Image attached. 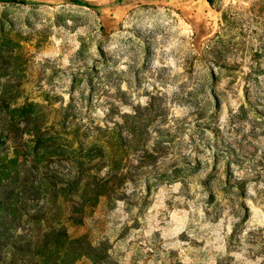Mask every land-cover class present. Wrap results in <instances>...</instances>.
I'll return each mask as SVG.
<instances>
[{
    "label": "rangeland",
    "instance_id": "374dc122",
    "mask_svg": "<svg viewBox=\"0 0 264 264\" xmlns=\"http://www.w3.org/2000/svg\"><path fill=\"white\" fill-rule=\"evenodd\" d=\"M27 1L0 3V96L53 139L19 159L110 181L62 220L96 249L75 264H264V0Z\"/></svg>",
    "mask_w": 264,
    "mask_h": 264
},
{
    "label": "trees",
    "instance_id": "16d2710c",
    "mask_svg": "<svg viewBox=\"0 0 264 264\" xmlns=\"http://www.w3.org/2000/svg\"><path fill=\"white\" fill-rule=\"evenodd\" d=\"M70 2L99 11L87 2ZM206 2L211 4V0ZM0 3L30 4L27 0H0ZM31 108L32 105L17 98L0 96V246L7 256L30 255L34 258L31 264H75L82 258H91L96 249L84 236L72 238L62 220L72 222V217L79 213L70 210L69 204L87 194L98 200L110 181L100 177V162L84 168L79 177L43 172L31 180L29 161L19 159L18 141L25 144L24 148L30 146L34 151L47 152L53 139L49 128L32 126L33 119L28 113ZM56 203L59 207L55 209ZM23 263L27 262L22 259Z\"/></svg>",
    "mask_w": 264,
    "mask_h": 264
},
{
    "label": "clouds",
    "instance_id": "9594fccd",
    "mask_svg": "<svg viewBox=\"0 0 264 264\" xmlns=\"http://www.w3.org/2000/svg\"><path fill=\"white\" fill-rule=\"evenodd\" d=\"M108 2H109V0H101V3H108ZM253 2H254V0H249V5L252 4ZM237 6L240 7L241 10H243V8L248 7V5H243V4H240V5H237ZM148 27H151V24H149ZM136 43H139V41H137ZM125 59H127V57H125ZM136 102L137 103H140V104H144V103H146V100H140V101H136ZM123 111L130 112L131 109L125 108V109H123ZM105 171H107V169H105ZM101 175H103V173H101ZM262 187H264V185H262ZM107 228L109 229L108 232H104L102 234H98L96 228H94V226H93L92 221H90L88 219L85 220V230L86 231L87 230H91L92 235L94 237V239L92 240L93 246H96L97 243H98V241L103 240L107 236L110 235V232H111V229H112V225L111 224L107 225ZM116 228L118 229L119 228V225H116ZM222 250H223V246L221 245L220 251H222ZM233 255H235V254L233 253ZM236 259L237 260H240L241 259V256L237 255L236 256ZM261 259H264V257H261ZM245 264H252V262H247L246 261ZM255 264H259V261L255 262Z\"/></svg>",
    "mask_w": 264,
    "mask_h": 264
}]
</instances>
